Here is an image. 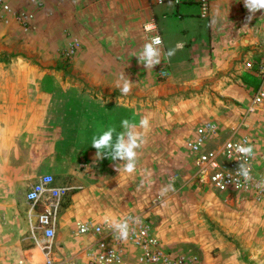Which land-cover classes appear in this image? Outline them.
<instances>
[{
	"label": "crops",
	"instance_id": "crops-1",
	"mask_svg": "<svg viewBox=\"0 0 264 264\" xmlns=\"http://www.w3.org/2000/svg\"><path fill=\"white\" fill-rule=\"evenodd\" d=\"M3 1L31 12L33 20L28 30L13 21L0 25V52L15 58L26 52L39 65L0 66V192L8 200L16 181L10 172L58 171L57 178L51 174L54 186L68 191L60 200L56 231L59 219L114 218L125 209L121 202L126 199L129 207L134 200L136 171L128 174L121 165L118 172L115 165L123 162L96 158L91 143L110 126L122 131L125 118L136 122L137 92L151 97L163 85L188 83L186 76L194 74L199 79L190 83L193 89L211 87L230 106L246 103V108L257 84L245 64L264 58L263 24H257V13L246 20L240 0L214 1L207 19L199 17L197 5L172 0ZM152 19L163 51L175 53L146 70L136 55L148 42L142 27ZM73 39L80 47L71 62H62L61 51ZM160 67L170 72L165 81L157 79ZM122 72L134 83L126 95L116 86ZM203 118L201 123L212 121L221 132L235 122L224 113ZM206 190L194 189L210 197ZM77 240L79 247L64 241L66 255L70 263L83 264L93 239ZM54 241L60 243L58 237ZM42 256L35 251L32 258L40 263Z\"/></svg>",
	"mask_w": 264,
	"mask_h": 264
},
{
	"label": "rangeland",
	"instance_id": "rangeland-1",
	"mask_svg": "<svg viewBox=\"0 0 264 264\" xmlns=\"http://www.w3.org/2000/svg\"><path fill=\"white\" fill-rule=\"evenodd\" d=\"M238 4L245 8L243 0ZM257 14V24H264V10ZM28 54L25 52L23 58H15L0 52V66L39 65L38 60ZM186 78H190L188 83L163 85L151 97L137 92L136 123L148 116L151 129L146 143L137 150L134 200L129 207L126 199L121 202L125 209L114 218L141 217L169 259L181 260L182 264H264V200L255 201L244 195L226 196L211 187H206V191L212 199L195 192L192 158L184 146L195 127L206 119L203 117L224 113L235 120L228 131L238 129V134H246L257 152L264 156V118L260 114L245 115L246 103L230 106L221 94L210 90L211 87L193 89L190 83L198 81L199 76L190 74ZM207 80L204 87L208 86ZM227 129L223 133L227 134ZM261 167H264V158ZM53 172L59 173L10 172L16 181L8 200L0 192V264H44V256L40 263L32 258L35 251L42 254L41 249L47 243L37 233L38 242L33 238L27 219L29 206L24 196L40 175H54ZM168 185L172 190L161 195V189ZM100 220L73 219L68 223L59 219L55 239L58 237L60 243L52 244L53 258L62 264L72 262L67 258L69 251L64 241L78 244L77 239L84 237L77 235V223ZM81 248L83 250V246ZM122 261L139 264L128 247L116 264Z\"/></svg>",
	"mask_w": 264,
	"mask_h": 264
},
{
	"label": "built area",
	"instance_id": "built-area-1",
	"mask_svg": "<svg viewBox=\"0 0 264 264\" xmlns=\"http://www.w3.org/2000/svg\"><path fill=\"white\" fill-rule=\"evenodd\" d=\"M214 1L216 0H172L175 5H197L201 19L208 18L211 4ZM32 20V13L13 10L9 4L0 0V25L3 26L13 21L24 30H28L31 28ZM149 22H154L155 31L145 30V25ZM142 28L148 36V41L153 36L160 35L155 19L146 22ZM260 32L264 51V24ZM79 47L78 41L73 39L71 44L61 51L62 62H71ZM245 68L257 79L250 102L245 109V115L260 114L264 118V58L254 66L251 62H247ZM156 75L159 79H166L170 76V72L160 67L156 69ZM244 141L254 147V156L251 158H246L234 150L237 143ZM184 146L192 158L193 177L197 185L205 188L211 187L214 191L226 196L244 195L255 201L264 200V167H261L264 156L257 152L253 141L246 134H238V129L230 130L225 134L214 122L206 121L195 127L185 140ZM245 161L250 167L252 179L249 181H245L236 173L239 163ZM67 191L68 188L54 186V177L51 174H43L30 186L24 196L29 206L27 219L33 238L37 243L35 237L37 233L47 243L41 249L44 264H62L53 258L52 242L56 236L60 200ZM155 203H157L156 200ZM139 218L141 223L132 225L133 231L126 242L115 238L112 229L105 223V219L100 222L77 223V235L89 236L93 239L86 247L83 264H109V262L116 264L121 261L127 247L133 250L139 264H182L181 260L169 259L149 225L141 217ZM49 232L52 233L51 236L48 235Z\"/></svg>",
	"mask_w": 264,
	"mask_h": 264
},
{
	"label": "clouds",
	"instance_id": "clouds-1",
	"mask_svg": "<svg viewBox=\"0 0 264 264\" xmlns=\"http://www.w3.org/2000/svg\"><path fill=\"white\" fill-rule=\"evenodd\" d=\"M243 4L248 10L246 17L248 22H251L257 12L264 10V0H243ZM145 30L148 32L155 31L154 22L147 23ZM174 53V49H170L165 53L163 51V38L160 35H155L147 43L143 44L141 51L136 57L146 70H152L161 63L162 57L170 58ZM133 84L130 78L122 72L116 86L120 89L122 95H126L131 91ZM121 128L123 130L118 132L114 126L108 127L107 130L92 138L91 146L96 149V158L122 161L123 163L115 165L116 170L120 172V166L122 165L124 172L133 174L137 167V150L146 143L147 133L151 129L150 118L144 116L139 120L138 124L125 118L121 121ZM234 150L246 158L254 156V147L247 141L237 143L234 146ZM236 173L238 176H242L245 181L252 179L250 167L246 161L239 163ZM169 190H172L171 185L161 189V195L166 194ZM105 223L112 229L116 239L126 242L133 231L132 225L139 224L141 221L139 217L126 216L120 219L105 217ZM48 235L51 236L52 233L49 232Z\"/></svg>",
	"mask_w": 264,
	"mask_h": 264
}]
</instances>
